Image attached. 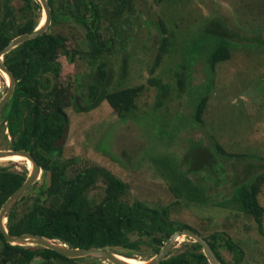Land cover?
<instances>
[{
	"label": "trees",
	"instance_id": "trees-1",
	"mask_svg": "<svg viewBox=\"0 0 264 264\" xmlns=\"http://www.w3.org/2000/svg\"><path fill=\"white\" fill-rule=\"evenodd\" d=\"M48 1L52 22L47 31L22 42L4 56V63L17 80L15 92L0 115V129L2 132L8 131L5 133V143H9L11 149L31 152L41 168L50 173L47 187H41L36 195L30 197L26 194L31 191L33 184L10 208L7 213L8 232L11 235L34 233L66 243L70 247H100L112 251L131 249L141 252V243L147 242L154 248V252H158L164 241L178 230L190 228L202 235L198 228L175 219L173 211L184 206L195 207L201 218L206 216L203 212H207L205 207L210 205L215 206L218 212H225L222 222L224 229L235 226L237 217L241 216L253 219L258 231L264 235V205L260 200L264 187V162L256 174L249 173L242 181L232 179L234 187L230 192L215 198L210 190L229 181L230 174L223 160L254 155L244 156L232 150L227 151L214 139L203 145L211 156L210 165L203 169L191 168L186 158L181 162H175L174 159L169 162L171 159L167 155L153 157V161L164 165L161 174L167 179L175 197L167 205L151 204L143 200L129 202L126 198L129 184L105 166L90 165L77 170L70 168L73 162L63 158L61 145L67 135L69 118L59 109L74 106L78 110H91L107 101L121 121L138 117V100L145 85L110 89L113 85L110 79L111 63L104 60L115 53V36L124 29L126 31L125 23L118 17L128 9L133 10L134 0ZM157 1L162 3L164 0ZM220 13L222 15V11ZM219 15L215 17L216 21L223 19ZM41 19L42 5L38 0H0V50L15 37L32 32ZM109 21H118L119 25L116 28L106 26ZM72 22L86 29L82 48H75L71 44L69 35L74 29ZM166 23L160 16V40L151 71L153 74L165 56L174 50L176 32L169 29ZM102 29L110 34L103 33ZM206 30L207 27H204L203 31ZM222 36L223 33L219 40L217 37H209L205 47L198 53L197 64L204 63L207 58L204 81L216 71L220 62L232 57L233 40L230 43ZM121 37L122 43L116 47L117 50L119 47L124 48L127 43V37ZM78 57H91L90 79L83 81L78 75L73 78L72 72L67 70L68 62L75 63ZM182 61V64L170 71L166 80L155 78L154 75L148 79L149 85L159 90V95L153 109L145 115L158 121H155L157 126L159 121L167 119V104L173 96L201 88L202 84L191 87L192 80L198 79L197 64L191 62L187 54ZM62 67L65 68L63 73ZM65 81L67 85H64ZM192 94L190 92L189 96L194 98ZM80 98L86 102L82 108L78 104ZM209 99V94H204L195 101L192 118L194 126H200L204 121ZM259 158L264 159L263 156ZM185 165L187 168H184ZM28 174L27 168L15 170L0 167V210L26 181ZM191 174L201 176L193 179ZM96 190L102 193L100 201L97 200ZM51 199L54 203L50 202ZM206 217L215 223L214 217ZM133 234L139 238L133 239ZM204 237L222 264H242L244 249L231 233L216 230ZM192 246L193 250L188 249L167 257L159 264H210L202 246L195 241ZM221 248L232 254L233 261L225 258ZM76 260L43 246L13 245L6 241L0 231V264H33V261H37V264H77Z\"/></svg>",
	"mask_w": 264,
	"mask_h": 264
},
{
	"label": "rangeland",
	"instance_id": "rangeland-1",
	"mask_svg": "<svg viewBox=\"0 0 264 264\" xmlns=\"http://www.w3.org/2000/svg\"><path fill=\"white\" fill-rule=\"evenodd\" d=\"M220 11L222 15H219ZM217 15L224 20L216 21ZM160 16L167 21L169 29L176 32V36L174 50L165 56L153 74L151 71L160 40ZM114 18L113 21L116 20V17ZM118 18L125 23L126 31L124 29L121 34L115 36V53L104 60L111 63L110 79L113 85L110 89L145 85L138 100V117L121 121L107 101L91 110H78L74 106L61 109L69 118L67 135L61 145L63 158L73 162L70 168L77 170L90 165L105 166L129 184V193L126 195L129 202L143 200L157 205H167L175 200L167 179L161 174L164 165L153 161V157L159 155H167L171 159L169 162H173V159L175 162H181L186 158V163L190 164L191 168L203 169L210 165L211 156L208 150L203 148L210 139L221 143L227 151L232 150L244 156L254 155L223 160L230 174L229 181L210 190V194L215 198L230 192L234 187L232 179L242 181L249 173L256 174L260 171L264 162L263 158H259L264 157V0H164L162 3L157 0H134L133 10L128 9ZM113 21L107 22L106 26L116 28L118 21ZM73 23V33L69 35L71 44L75 48H82L86 29ZM204 27H207L206 31H203ZM101 31L110 34L103 29ZM221 33L228 42L232 43L231 39L233 40L232 57L220 62L216 71L204 81L207 58L204 63L197 64L198 53L205 47L209 37H217L219 40ZM122 35L127 37V43L124 48L119 47L117 50L116 47L122 43ZM185 54L189 55L191 62L197 64L198 79L192 80L191 87L202 84L201 88L173 96L167 104V119L159 121L157 126L155 123L158 121L145 115L153 109L159 95V90L150 86L148 79L154 75L155 78L166 80L170 71L183 63ZM90 60L91 57H78L75 63L68 62L67 70L72 72L73 78L78 75L80 80L90 79ZM64 69L62 67V73ZM67 84L65 81L64 85ZM7 89L8 81L0 69V100ZM190 92L194 93V98L189 96ZM204 94H209L210 99L204 121L196 127L192 119L195 101ZM79 100L80 108L84 107V98ZM160 111L163 112V108ZM156 114L159 115L160 112ZM5 133L8 131L2 132L0 129V149H11L10 144L5 143ZM28 163L25 159H0V167L15 170L27 168L30 172L31 164ZM184 168H187V165ZM223 175L222 177H225ZM190 176L197 179L196 177L201 175ZM49 183L50 173L41 169L37 182L26 195H36L41 187H47ZM96 192L97 200L100 201L102 193L100 190ZM260 200L264 205V187ZM50 202L54 203L52 199ZM205 209L207 212L204 210L203 213L214 217L216 224L210 222L205 215L201 216V219L195 207H180L173 211L172 215L175 219L198 228L203 236L216 230L231 233L244 249L242 264H264V235L258 231L257 223L253 219L239 216L235 226L224 229L222 222L225 212H218L215 206L210 205ZM132 238L139 237L133 234ZM191 243L192 239L187 236L180 238L173 253L184 249L186 245L189 247ZM113 251L146 262L153 257L154 248L143 242L141 252L131 249ZM221 251L227 260L233 261L230 252L225 248H221ZM75 262L115 264L98 255L81 257ZM33 264H37V261H33Z\"/></svg>",
	"mask_w": 264,
	"mask_h": 264
},
{
	"label": "water",
	"instance_id": "water-1",
	"mask_svg": "<svg viewBox=\"0 0 264 264\" xmlns=\"http://www.w3.org/2000/svg\"><path fill=\"white\" fill-rule=\"evenodd\" d=\"M43 8V14L46 15V20L43 25L40 24L29 33L21 34L14 39H12L9 44L0 50V69L1 71L6 74L9 79L10 83H8V89L7 92L3 95V97L0 100V115L3 111V109L6 107V105L11 100L15 88H16V76L15 74L6 66L4 63V56L9 51H11L13 48L17 47L19 44H21L24 41L33 39L38 37L39 35L43 34L45 31H47L48 27L50 26L52 22V14H51V7L49 5L48 0H38ZM42 14V16H43ZM43 18V17H42ZM42 20V19H41ZM61 113H64L61 109H59ZM65 117L66 113H64ZM15 154H19L24 157V159L28 162L30 161L32 163V167L30 168V172L28 174V177L26 181L22 184V186L13 193L6 202L2 205V208L0 210V231L3 233L5 239L7 242L13 244V245H29V246H43L49 249H53L69 258H81L91 255H98L105 257L106 259H109L111 262L115 264H133L129 263L127 261H124L123 259H120L119 254L115 253L114 251L108 249V248H100V247H91V248H79V247H70L66 243H62L59 241H56L54 239H50L45 236H41L34 233H24L21 235H11L8 232L7 229V213L10 210V208L13 206V204L33 185L37 182L40 173H41V165L39 162L34 158L33 154L25 149H0V158L6 157V156H12ZM187 236L188 238H191L195 242H198L203 249L204 254L206 255L208 261L210 264H222L218 257L216 256L215 252L213 251L211 245L209 244L208 240L202 236L200 233L194 231L190 228H185L182 230H178L172 234V236L166 241L162 249L154 255L151 259L146 261L145 264H159L162 260H164L172 245L178 241L180 238Z\"/></svg>",
	"mask_w": 264,
	"mask_h": 264
},
{
	"label": "bare ground",
	"instance_id": "bare-ground-1",
	"mask_svg": "<svg viewBox=\"0 0 264 264\" xmlns=\"http://www.w3.org/2000/svg\"><path fill=\"white\" fill-rule=\"evenodd\" d=\"M45 20H46V15L43 14V18L41 20L42 22H41L40 25H43V23H45ZM3 75L7 79L8 83H10L9 77L6 74H4V73H3ZM0 159H3V160H13V161L14 160H16V161H24V157L21 156V155H19V154H15V155H12V156H6V157L0 158ZM28 162L31 164V167H32V163L30 161H28ZM119 257H120V259H123L124 261H127L129 263H133V264H145L146 263L143 260H140V259H137V258H132V257H127V256H124V255H119Z\"/></svg>",
	"mask_w": 264,
	"mask_h": 264
},
{
	"label": "flooded vegetation",
	"instance_id": "flooded-vegetation-1",
	"mask_svg": "<svg viewBox=\"0 0 264 264\" xmlns=\"http://www.w3.org/2000/svg\"><path fill=\"white\" fill-rule=\"evenodd\" d=\"M172 236V235H171ZM170 236V237H171ZM203 236V235H202ZM169 237V238H170ZM169 238H167L165 241H164V244L166 243V241L169 239ZM194 242V240H192V243ZM192 243H191V245L189 246V247H187V245H186V247L184 248V249H182V250H180V251H178L177 253H173V250H174V247H176L177 246V241L172 245V247H171V249H170V251H169V253H168V255H167V257H170V256H173V255H177L178 253H182V252H185L186 250H188V249H192ZM164 244L160 247V249H159V251L162 249V247L164 246ZM193 250V249H192ZM158 251V252H159ZM158 252H154L153 253V256L154 255H156ZM166 257V258H167ZM163 261V260H162Z\"/></svg>",
	"mask_w": 264,
	"mask_h": 264
}]
</instances>
